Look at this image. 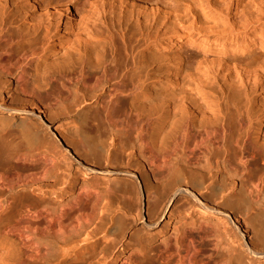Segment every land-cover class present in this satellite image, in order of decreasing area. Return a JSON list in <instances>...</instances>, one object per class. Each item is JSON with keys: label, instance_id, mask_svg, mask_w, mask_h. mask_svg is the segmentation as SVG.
Here are the masks:
<instances>
[{"label": "bare ground", "instance_id": "6f19581e", "mask_svg": "<svg viewBox=\"0 0 264 264\" xmlns=\"http://www.w3.org/2000/svg\"><path fill=\"white\" fill-rule=\"evenodd\" d=\"M257 1H249L250 13L241 12L244 16L238 18L240 2L233 5L231 0H199V8L206 16L190 21L193 9H189L193 4L183 0L168 1L167 5L162 0H0V73L6 76L7 83L0 87V251L5 256L0 255V259L5 258L1 264H34L52 247L61 248L63 254L50 264H66L72 251L77 259L86 262L107 253L110 243L105 242L121 229L120 221L136 216L135 200L129 191V186L134 184L120 182L119 193V189L109 185L101 187L93 181H78L70 165L65 168L61 165L64 156L69 155L85 171L113 174L109 162L101 169L80 159L85 155L95 161L94 165L101 166L93 149L104 151L106 144L109 150L104 152L108 160L113 149L129 151L128 159H138L137 172L125 174L137 180L140 190L144 185L157 191L160 179L173 175L168 202L159 216L164 214L171 198L181 193L191 199L190 208H196L200 214L222 215L230 223L231 227L223 230L224 237L232 241L226 246L230 247L227 261L216 260L223 256L217 236L210 240L213 254H207L208 233L199 223L184 226L172 252L160 262L150 256L151 262L147 264H262L259 259L264 258V141L258 142L255 118L249 114V107L253 101L261 105L258 124L263 130L264 105L256 100V93L259 90L264 93V61L245 63L241 57L256 47H264V40L255 41L258 29L254 24L259 21L255 15L262 16L261 20L264 17V0L256 5ZM209 7L215 13H211L212 9L208 12ZM116 8L121 14L135 12L132 17L142 25L140 33L149 43L161 42L158 46L161 57L172 56L166 84L156 95L161 98L158 117L157 114L141 117L144 103L138 102H146L142 76L127 75L129 68L119 58V50L109 36L105 14ZM79 9L83 10L82 24L67 36L66 44L73 48L74 54L56 69L35 68L37 77L30 80L32 77L26 70L31 67L30 57L35 56L39 63L47 51L55 50V32L61 28L65 16L72 18V12ZM18 15H22L19 22L26 26L23 29L17 25ZM185 19L191 24L186 25ZM211 20L215 23L212 26ZM199 23L207 26L206 31L216 38L211 40L208 33L205 35L208 39L196 35L194 30ZM131 30L127 22L125 34ZM162 30H165L163 39L159 36ZM219 36L225 37L219 41ZM22 40L28 44H19L17 51L27 66L23 65L12 75L6 65L13 58L11 45ZM186 44L198 51L185 59L182 51ZM212 46L219 49L218 57L203 54ZM225 47L238 57H227ZM4 55L7 62L3 61ZM108 75L114 78V83L106 91L107 114L111 116L113 111H119L127 125L136 131V142L126 145L111 137L103 141L94 138L89 134L87 107L79 108L73 115L76 127L67 134L64 144L56 135L55 140H49L43 128L49 126L52 117L49 102L55 84L65 86L79 81L83 92L74 102V107H79L94 96L85 94L88 86ZM226 90L241 96V103L247 102L244 110L223 101ZM7 96L12 100L9 105L5 103ZM124 98L131 101L129 109L121 105ZM157 119L162 123L155 133L151 123ZM170 120L169 135L166 123ZM94 128L98 131L99 125ZM60 144L64 150H59ZM78 145L86 148V154L72 152L70 147ZM54 195L68 198L64 204L60 203L57 212L47 204ZM114 196L121 200L119 210L112 206ZM68 218L77 224L72 227L78 228L77 231L65 233ZM155 218L151 207L148 227ZM48 232L60 238L48 239L44 236ZM137 247L136 252H142L147 246L141 242Z\"/></svg>", "mask_w": 264, "mask_h": 264}, {"label": "rangeland", "instance_id": "374dc122", "mask_svg": "<svg viewBox=\"0 0 264 264\" xmlns=\"http://www.w3.org/2000/svg\"><path fill=\"white\" fill-rule=\"evenodd\" d=\"M163 2L168 3L174 1V3H177L179 0H162ZM184 2H188L189 4H193V8H190L189 10L193 9V11H190L189 16L191 18L190 21L194 20L198 16L205 17L204 12L201 11V8H199V0H183ZM233 1V5H237V2H240L238 7L240 8L238 12V18L243 17L244 15L241 14L245 12L251 11L249 10L250 7H247V5L252 7V1L255 0H231V3ZM251 1V2H249ZM261 1V0H259ZM259 1L256 2L259 3ZM243 2V3H242ZM249 2V4H248ZM165 3L163 4L164 6ZM12 4V3H11ZM251 4V5H250ZM242 5V6H241ZM186 6V5H185ZM188 7V6H187ZM186 7V8H187ZM198 7V8H197ZM248 8L246 11H243L244 9ZM210 8V7H209ZM206 8L208 12L211 13L214 12L213 7L210 9ZM83 10L79 9L78 12L73 11L72 18L70 17H64V22L61 24V28L58 29L55 32L54 35V44L56 45V49L53 51H47L49 53H46L45 57L43 59H40L41 62L37 63L38 61L35 59V56H31L32 59L31 67H27V72L30 74V77H32L30 80L34 81L37 76V72L35 71V68L39 67L41 70H53L61 65H63L69 57H71L74 54V50L70 46H66L67 44V36L72 33V30L82 24L83 21ZM194 13V14H193ZM196 13H200L201 15H196ZM209 13V14H211ZM215 13V12H214ZM135 12L131 13V10L129 12H125L123 14L120 13V11L116 8L114 10H110L105 14V17H107V25H109L110 29V37H112L113 42L115 43L116 49L119 50L120 53V59H123L125 64L128 66L127 75L135 76V74L140 73L143 80V94L146 95V102L139 101L138 104L142 105V110L140 111L141 117L144 118L147 115H156L160 109V103L161 98L160 96H156L160 92H162L161 88L162 85L165 86L166 84V75H167V68L168 63L171 61L169 58L161 57L160 54H158V46L161 43L160 41L158 43H149L150 41L146 39L144 35H142L141 29L142 25L136 23L133 19V15ZM196 15V16H195ZM212 15V14H211ZM22 15L16 16L17 25H20V29L25 28V24H21L19 20L21 19ZM192 16L193 19H192ZM188 18V20L190 19ZM196 18V19H197ZM256 19H259L256 24H254V27L258 29L256 34L255 41H258L259 38L264 40V17L263 20L262 16L255 15ZM243 19V18H242ZM187 19H185V24L188 25L190 23ZM72 21V23H70ZM188 21V22H187ZM128 22V24L131 26V32L125 34L124 32V26ZM242 22V20H241ZM240 22V23H241ZM191 24V23H190ZM215 23L211 20L210 25L212 26ZM198 25V24H197ZM201 24L199 23V26ZM199 26H195L196 29L194 30V33L196 35H200L199 37L201 39H208L214 40L216 36H214L213 33L207 32L206 27L200 26L203 31V29L206 31H203V33L199 32ZM208 28V27H207ZM190 30V29H189ZM209 31V29H207ZM164 31L162 30L159 34L160 38L163 39ZM188 31V26H187ZM197 31V32H195ZM187 33H191L187 32ZM207 36L205 37V35ZM212 34V35H211ZM164 36V37H163ZM212 37V38H211ZM225 36H219V41H222ZM262 37V38H261ZM222 39V40H221ZM241 39V38H240ZM21 45H27V40H22L21 43H13L11 45V51L13 58L11 61L7 62V56L4 55L3 61L7 62V68L9 72L14 75L16 71H18L23 65H26V61L18 56L17 46ZM38 47V46H37ZM157 48V49H156ZM226 48V54L227 57H238V55L231 54L228 50V47ZM196 51H198L195 48L190 47V45L186 44L183 48V57L189 58L192 54H194ZM160 53V52H159ZM203 54H207L210 57H218L219 49L212 46L209 50L203 51ZM170 56V55H169ZM246 61L245 63H259L260 61H264V47L259 48L256 47L255 50L249 54H245L241 56ZM169 59V61H168ZM172 59V58H171ZM257 62H255V61ZM253 61V62H251ZM259 61V62H258ZM260 62V63H261ZM174 62H172V67H174ZM27 66V65H26ZM11 78V77H10ZM112 79V80H111ZM108 80H111V83L108 82ZM134 82L136 81V78H133ZM114 83V78L112 76H105L102 77L101 81L95 85H90L88 88L84 91L86 93H92L94 96L92 98H87L86 102L82 104L79 107H74V102L77 100V97L82 94L83 88L80 86V82H71L66 84L65 86H58L55 84V91L53 94V97L51 101L49 102L51 111H52V117L51 120H49V126L44 127V132L46 133L49 140H55V135L59 137L61 140V143H65V138L67 137V134L70 132V130H73L76 127V123L74 121V114L75 112L82 107H87L89 110V119L88 122L91 127L89 129V134H91L94 138H97L101 141L106 140L107 138L111 137L115 141H122L123 144L131 145L136 142V131L132 128H130L124 118L121 116L119 111H113L111 116L107 114V103L109 100L108 91L110 84ZM6 76L2 73H0V87L6 86ZM54 85V84H53ZM127 85H130L129 80L127 81ZM10 86L13 88V83L10 81ZM105 90L102 91L104 88ZM103 88V89H102ZM164 91V89H163ZM7 92V91H6ZM226 94L223 96V101L228 102V104L231 106H241L240 109L244 110L245 106L247 105V102L241 103V96L236 95L232 93L231 91L226 90ZM95 93V94H94ZM99 95V99H96V96ZM163 95V93L161 94ZM129 96V95H128ZM6 104H11L12 100L10 99V96L6 97ZM122 100L121 105L125 109L130 108V100ZM256 100H259L262 105H264V93L262 90H259L256 93ZM249 114L255 118V131L258 132V142L261 143L264 141V129L261 130L259 127V119L261 116V105H257L254 101L250 102L249 107ZM159 114H157V117ZM95 119L96 122H93L92 120ZM162 123L161 120L157 119L153 123H151V127L153 128V131L156 133L159 130V125ZM166 123V122H165ZM98 124L99 129L96 131L94 128V125ZM172 124V120L168 121L166 123V128L169 130L170 126ZM171 133V128L169 131V135ZM65 136V137H64ZM51 138V139H50ZM46 139V140H48ZM62 144L59 145V150H64L62 147ZM72 149V152L74 154H86V148L78 145V147H70ZM109 150L107 147V144L104 146V151ZM93 151L95 152V156L99 158V165H94L93 161L84 155L83 158H80L81 161L84 163H87L91 166H95L98 168H105L108 164V162L111 165V168L114 169L113 174H107L103 172L98 173H92L89 171H85L82 165L79 163H76L73 161V158L68 156H64V161L61 163L64 168L68 165H70L72 174L75 176L74 178H78L79 180H89L93 181L96 184H99L101 187L104 186H112L114 188L119 189V193L122 192L120 189V182H125L131 185L132 183L134 186H129V191H131V195L134 197V203H133V214H135V217H127L120 221L121 229L116 232L114 235L110 236V239L105 242V244L110 243V248L107 251V253H103L100 256L93 257L90 261L86 262L84 259L76 258V255H73L71 253L69 255V258L66 261V264H101L105 262V264H147L149 261L150 256H155L156 259L155 262H160L161 258L167 256L169 253L172 252L173 247L175 245L176 239L179 237L182 229L184 226H194L199 223L203 224V228L208 233V239H207V254L212 255L214 247L212 246L211 239L220 238V250L223 253V256H221L222 259H216L218 260H226L227 255L230 253L229 249L232 244L231 239L225 236V232L223 231L225 228H230V223H226L225 218L222 215H211L209 213L206 214H200V212L196 208H190L191 207V199L181 193L175 194L164 214L162 216H159V213L162 209V207L168 202L167 197L169 194V191L171 187L173 186V175L169 176V178L166 179H160L161 186L159 190L155 189H147L144 185L138 186V182L135 178H132L128 175H126V172H137V166H138V159L132 158L128 159L127 156L129 154V151L122 153L120 151H117L113 149L111 152H109V160L107 159V156L105 152L99 148H94ZM108 160V161H107ZM182 175H184V171L181 172ZM163 196H160V193ZM37 195V194H36ZM35 195V196H36ZM50 207L53 211H58L60 207V203L64 204L67 202L68 198H56V196H51L48 199ZM54 201V202H52ZM113 201V207L119 210L121 208V200L114 196L112 198ZM151 207L154 209V214L156 216L154 220V224L151 227H148L146 224L149 221V211ZM158 215V216H157ZM65 233L74 231H77L78 228L72 229V227H77V224L74 223L73 219L68 218L65 222ZM44 236L48 239L54 240L59 239L57 235H55L53 232L45 233ZM215 236V237H214ZM250 235H248V238ZM224 237V238H223ZM227 239V240H226ZM230 239V240H229ZM211 240V241H210ZM143 243L147 247L144 248V250L141 252H136L138 250H135L138 248L139 243ZM80 245H82L80 243ZM104 246V245H103ZM74 248V247H71ZM89 248V247H88ZM82 249L78 250L77 254L82 251ZM0 251V255L3 257ZM4 254V253H3ZM61 248L58 247H52V250L42 258L34 262V264H50L52 262H56L58 259L61 258L62 255ZM5 257V256H4ZM153 258V257H152ZM3 263L5 258L0 259ZM262 264H264V258L259 259ZM227 261V260H226ZM149 264V263H148Z\"/></svg>", "mask_w": 264, "mask_h": 264}]
</instances>
